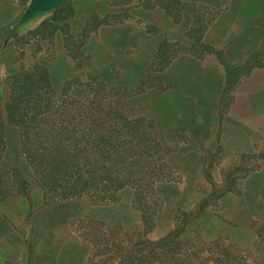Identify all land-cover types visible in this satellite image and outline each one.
<instances>
[{
	"label": "rangeland",
	"instance_id": "rangeland-1",
	"mask_svg": "<svg viewBox=\"0 0 264 264\" xmlns=\"http://www.w3.org/2000/svg\"><path fill=\"white\" fill-rule=\"evenodd\" d=\"M202 6L198 0H0V264L20 251L42 264H117L126 254L159 251L168 237L189 261L196 256V264H264V0H220L217 11ZM215 18L228 27L207 29ZM129 21L137 25L107 28ZM155 21L188 22L186 40L170 44L168 35L158 41L164 30ZM138 26L156 43L144 41ZM152 44L158 66L186 50L219 58L224 140L203 157L201 171H185L180 184H155L153 200L136 203L130 186L115 202L45 200L31 182L27 139L61 142L70 150L111 139L114 147L129 149L127 163L136 160L128 167L158 169L156 156L137 162L154 145L126 132L139 118L121 108L130 78L119 68L133 60L125 51ZM12 106L17 121L29 126L33 117L45 129L23 138L7 122ZM108 127L117 132L101 129Z\"/></svg>",
	"mask_w": 264,
	"mask_h": 264
},
{
	"label": "crops",
	"instance_id": "crops-1",
	"mask_svg": "<svg viewBox=\"0 0 264 264\" xmlns=\"http://www.w3.org/2000/svg\"><path fill=\"white\" fill-rule=\"evenodd\" d=\"M198 2L206 5L202 7L208 11H217L220 0ZM158 9L165 11L163 8L155 10ZM154 23L164 30L159 40L141 31V26L135 27L141 31L144 41L155 44V40H167L168 35L171 36L167 40L170 44L179 45L186 40L183 30L190 27L188 22ZM117 25L123 28L137 24L129 21L107 28L117 29ZM210 25L217 29L228 27L227 23L216 18L207 25V29ZM177 29L182 31V38L175 31ZM138 37L142 39L140 32ZM154 44L124 52L126 59L133 60L125 67H119L121 74L130 78L124 89L121 108L151 125L166 148L163 153L168 174L166 181L180 184L185 171H201L203 157L225 138L228 124L225 113L227 101L223 91L224 72L217 56L187 50L167 58V62L161 66L155 65L158 47ZM31 259L34 258L20 251L10 264H42Z\"/></svg>",
	"mask_w": 264,
	"mask_h": 264
},
{
	"label": "trees",
	"instance_id": "trees-1",
	"mask_svg": "<svg viewBox=\"0 0 264 264\" xmlns=\"http://www.w3.org/2000/svg\"><path fill=\"white\" fill-rule=\"evenodd\" d=\"M113 110L109 108L110 112L116 114ZM17 111L16 106L10 107L9 112L7 111V122L17 125L23 138H27L30 130L37 134L41 132L39 130L45 129L34 123L33 117L29 121V126L17 121ZM144 120L139 118L133 124L128 123L130 126H126L128 127L126 132L128 134L137 132L142 136L149 137L146 141L153 143L154 146L150 148L148 146L144 152H141L143 155L139 154L137 162L143 157L147 161L146 163H149L156 156L155 161L159 166L155 172L128 167L129 163L134 164L136 160L132 159L131 156L127 163L129 149L124 148L123 144L119 146V149L114 147L111 139L97 138L98 140L91 143L87 150H85V146L88 147L86 142L82 147L75 146L73 150H70L71 146H60L61 142L48 144L47 141L40 139L32 141L27 139L23 143L26 145L24 153L32 170L31 182L37 183V187L42 190L43 196L48 202L83 196H93L101 202H115L119 199L118 193L126 186L133 188L135 202L139 198L155 199V184L166 180L168 177L163 162V153L166 149L157 139L151 125L148 122L145 126L142 125ZM120 127L118 132H123L125 125ZM101 129L113 133L117 132L115 128L110 127ZM151 133L152 135H150ZM2 139L0 123V143H2ZM135 202L136 208L141 210V205ZM145 214L149 213L146 212ZM152 214L153 212L150 213V216ZM158 246L160 247L159 251H149L139 253V255L126 254L117 264H196L199 262L196 256H194V261H189V254L181 252L180 243L175 239L168 237L159 242ZM228 254L225 252L224 257L228 258ZM182 255L184 257L181 259L179 256Z\"/></svg>",
	"mask_w": 264,
	"mask_h": 264
}]
</instances>
